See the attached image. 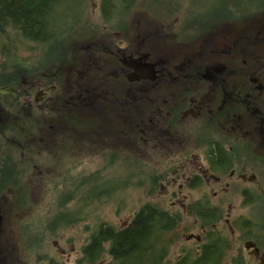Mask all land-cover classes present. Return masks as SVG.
<instances>
[{"label":"flooded vegetation","instance_id":"flooded-vegetation-1","mask_svg":"<svg viewBox=\"0 0 264 264\" xmlns=\"http://www.w3.org/2000/svg\"><path fill=\"white\" fill-rule=\"evenodd\" d=\"M206 1L196 24L194 0L168 13L145 0H53L51 24L64 22L67 43L81 48L62 70L40 64L37 41L49 43L50 32L30 40L31 51L8 40L20 54L0 55V264H70L66 249L24 238L34 221L47 222L49 238L71 219L96 226L103 204L137 187L133 173L107 180L121 160L145 169L141 206L161 205L179 221L154 248L155 264H214L206 245L216 237L220 264H264V4ZM76 10L78 25H66ZM14 59L18 69L3 71ZM90 252L98 260L79 264H118Z\"/></svg>","mask_w":264,"mask_h":264},{"label":"trees","instance_id":"trees-1","mask_svg":"<svg viewBox=\"0 0 264 264\" xmlns=\"http://www.w3.org/2000/svg\"><path fill=\"white\" fill-rule=\"evenodd\" d=\"M51 5L52 0H0V55L18 56L20 54L19 51L10 52V50L15 49V45L8 42L11 39V34L7 33L6 36L4 34V32L9 31L10 27L19 30L27 40H41L42 33L44 35L45 32H50L48 34L49 44L41 47L40 64L49 62L54 65V69L62 70L67 65V54H69V62L72 67L75 66L73 60L81 48L70 46L67 43L66 29L62 28L64 22L62 25L53 26L51 24L52 15L48 11ZM14 31L12 29V32ZM23 47L20 45V48ZM84 49L90 51L95 48L87 47ZM16 63L18 61L15 59L5 60V64H12L13 68L2 67V70H17L18 68L14 65ZM157 174L158 171H151L152 177L157 176ZM142 185V182L136 181L137 187ZM76 221L71 219L65 226ZM178 224L179 221L175 220L169 211L161 205L141 206L127 226L117 229L116 226L103 223L95 229L92 242L84 248V255L78 258L77 262L78 264L96 262L98 255L90 252L96 246L101 249L102 256L107 253L112 257L110 263L118 264H145L147 251L150 248L151 262L155 264L158 253L154 251V248L165 246L169 239L168 233L177 230ZM218 240L219 238L216 237L206 245H214L215 247L214 264H220L217 258L220 254H217L216 247L219 245ZM224 241L227 246H231L229 238L226 237Z\"/></svg>","mask_w":264,"mask_h":264},{"label":"rangeland","instance_id":"rangeland-1","mask_svg":"<svg viewBox=\"0 0 264 264\" xmlns=\"http://www.w3.org/2000/svg\"><path fill=\"white\" fill-rule=\"evenodd\" d=\"M178 0H145L146 4H149V7L152 6L154 8H159L160 5H162L165 9V11L168 13V11L175 7L177 4ZM264 4V0H231L230 1V7L232 10H239L242 9L243 7H255V6H261ZM208 3L206 0H194L192 7L193 8V15L194 18H196L198 22L196 24H199L200 19L207 18L208 15ZM207 11V13H206ZM206 13V14H205ZM169 16V15H167ZM171 18L169 17L170 21H174L176 16L175 14L170 15ZM76 19V20H75ZM79 10H76L74 12V15L71 16L66 20V25H71L73 22H75L77 25L79 23ZM176 24V23H175ZM62 28H66V26H62ZM176 28V27H174ZM12 29L15 31L12 32ZM8 32H4L5 36L8 34H11V39H18V40H25L27 41L26 43H20V45L24 46L21 49H25L28 51L32 50V44L35 42H30V40H26L22 34L15 28L10 27L8 29ZM38 42V54H40V51L42 50L41 47H44L45 43L42 41H37ZM56 47V46H55ZM37 50V46L34 47ZM161 48V47H158ZM233 49H240V45H234L232 46ZM31 49V50H30ZM162 52V50H160ZM158 53V52H157ZM88 54V53H87ZM225 55V54H223ZM92 59V56L90 55H85L83 56V59ZM168 58H170L173 62H177V58H173L168 55ZM217 60L220 61H226L224 59V56H219L216 57ZM85 60L83 61V63ZM228 62V61H227ZM79 65L73 70L74 73H77L79 70ZM118 108H121L120 103L118 101H115ZM123 118H127V114L122 112ZM131 168V172H128V170ZM128 173H133L135 174V180L137 181H142L145 180V169L142 164L138 162L128 163L127 161H119V163L114 167L112 170L109 171V175L107 176V180L109 183H122L127 180ZM68 180L73 183L78 181V174L77 173H72L69 177ZM145 190L146 187L143 185V187H135L133 190H125L119 194V201L118 204H113V205H106L103 204L102 206V211H101V216L98 219L97 225L95 226L94 220H91L90 222H78L76 221L73 224H69L66 226L64 230H62L60 233H58L55 238H49V231L47 230L46 224L47 222L43 221H34L33 225L31 226V231L28 232L25 236V240H33L35 242V245H38L41 247L44 246L46 248H52L54 247L56 250L57 248H64L67 250V252L70 253V264H73L75 261H77L78 258H81V256H76V254H79L80 251L82 250L85 243L86 236L88 235L89 231H92L95 229V227L99 226L100 224L106 223L110 224L113 226H116L118 228H122L125 225H127L132 218L134 217L136 211L140 208V206L143 204V198L145 196ZM50 213L49 217L54 218L56 214V207L54 205L50 206ZM47 217V213L44 212H39V217L40 218H45ZM90 226V229H87V226ZM27 226H30L28 224ZM231 243V241H230ZM44 244V245H43ZM232 243L231 246L232 247ZM104 262H108L112 260L110 256H105ZM223 264H230L227 259L223 260Z\"/></svg>","mask_w":264,"mask_h":264},{"label":"water","instance_id":"water-1","mask_svg":"<svg viewBox=\"0 0 264 264\" xmlns=\"http://www.w3.org/2000/svg\"><path fill=\"white\" fill-rule=\"evenodd\" d=\"M144 69H146V68H144Z\"/></svg>","mask_w":264,"mask_h":264},{"label":"bare ground","instance_id":"bare-ground-1","mask_svg":"<svg viewBox=\"0 0 264 264\" xmlns=\"http://www.w3.org/2000/svg\"><path fill=\"white\" fill-rule=\"evenodd\" d=\"M53 1V0H52Z\"/></svg>","mask_w":264,"mask_h":264}]
</instances>
